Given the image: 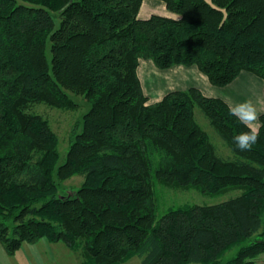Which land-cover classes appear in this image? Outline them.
Instances as JSON below:
<instances>
[{"label": "trees", "instance_id": "1", "mask_svg": "<svg viewBox=\"0 0 264 264\" xmlns=\"http://www.w3.org/2000/svg\"><path fill=\"white\" fill-rule=\"evenodd\" d=\"M142 1L0 0V246L11 256L61 242L81 264H264V112L257 143L240 151L233 137L248 129L227 101L191 87L151 102L138 74L150 61L194 67L218 89L241 74L264 82V0H160L170 16L140 19ZM74 97L89 108L60 163L32 108L73 111ZM75 176L80 186L58 196ZM157 183L241 193L158 218Z\"/></svg>", "mask_w": 264, "mask_h": 264}, {"label": "rangeland", "instance_id": "2", "mask_svg": "<svg viewBox=\"0 0 264 264\" xmlns=\"http://www.w3.org/2000/svg\"><path fill=\"white\" fill-rule=\"evenodd\" d=\"M148 0L141 4L140 11L138 12V18H147L149 14L152 13H160L169 16L171 13L166 10V8L160 4H163L160 0H154L156 2L147 4ZM143 65V74H141V83L142 87L150 98L151 102H154L161 98L164 94L172 90L170 86H165L164 81L167 78L172 76V72L174 70H158L153 64L150 62L144 63ZM151 66V68H150ZM154 72V73H153ZM191 79H195V85H187L184 88L177 84L180 89L176 90H187L191 87H196L202 91V93L206 96H215L218 94L217 92L222 91V89L212 88L211 85L208 84L206 78L196 69L192 68V72H186ZM242 75V74H241ZM241 75L236 79V81L229 86L226 91L231 95L232 100L229 105L233 107L237 103H242L244 101H252L254 107L256 108L258 116L264 112V99H263V90H264V82L257 79L256 77L249 75V80L239 79ZM204 81V82H202ZM197 84V85H196ZM218 90V91H217ZM234 90L233 92H231ZM213 93V94H211ZM224 100L227 101L228 98L223 96ZM74 100L79 104L78 109L73 111H60L55 109H50L45 106H34L32 108V112L41 115L45 118L49 124L54 134L58 139V152L60 154V163L64 161L66 152L69 147L70 136L73 130V126L75 123L81 118L82 114H84L87 109V103L80 98L74 97ZM196 120L199 125L205 130L211 139L216 143L218 142L220 145L222 142L217 137L215 132L210 128L207 123V120L203 117L199 110L195 112ZM259 126V121L257 122ZM216 145V144H215ZM227 151V150H226ZM83 179L81 176H75L71 179L65 181L63 184L59 185L58 196H63L69 194V192H73L76 190ZM241 193L238 189H229L228 191L218 194V195H204L197 191L196 189H184L179 187H169L157 183L155 187V201H156V215L159 218L164 212H166L170 208L179 207L185 204H197V205H214L229 199L235 198L239 196ZM42 241L47 242L46 240H39L37 245L38 254L41 255V259H43L42 264H81L84 261V254L82 251L77 250L76 252L71 251L65 244L63 243H48L47 245L40 244ZM36 244V243H35ZM237 249L229 252L223 261L232 258L236 253ZM142 257H134L130 261L124 264H141ZM33 264L31 259V252L26 250V246L20 247L17 251L14 252L13 258H11L10 263L12 264ZM35 262V261H34Z\"/></svg>", "mask_w": 264, "mask_h": 264}, {"label": "crops", "instance_id": "3", "mask_svg": "<svg viewBox=\"0 0 264 264\" xmlns=\"http://www.w3.org/2000/svg\"><path fill=\"white\" fill-rule=\"evenodd\" d=\"M142 2L144 3L145 0H143ZM147 2H148L147 4H151V3H154L156 1H154V0H148ZM160 5L164 6V3L163 4H160ZM151 15L167 16V15L160 14V13H152V14H149V16L147 18H149ZM147 18H144V19H147ZM140 19H142V18H140ZM148 62L150 63V61H146V63H148ZM143 65H145V64L142 63L141 66L139 67V70H138L139 77H141V74H143V70H142ZM150 68H151V66H150ZM192 68L193 67H191V68L174 67V68L169 69L168 71L174 70L172 72L173 74H172V76H170V78L168 77L167 80L164 81V83H163L164 85L161 87V89L163 87H165V86H170L171 89L169 88V89H165V90H168V91L169 90H172L173 91V90H176V89H180L177 86V84H180V86L182 88H184L187 85L194 84L195 83L194 82L195 79H191V77L188 76L187 73H186V72H192ZM239 79L249 80L250 81V78H249V75L248 74H242ZM202 82H204V81H202ZM212 88H215V87H212ZM228 88H230V87L224 88V89H222V91L217 92L218 94H216L215 96H210V97L224 99L223 96H226L228 98L227 102L228 103H231L230 100H232V97L228 93V91H226ZM215 89H218V88H215ZM233 91L234 90H232L231 92H233ZM211 94H213V93H211ZM40 244L49 246L48 243L45 242V241H42ZM22 246H26V250L28 252H31V259H32V263L33 264H42L43 263V259H41V255H39L38 254V251H37V248L39 247L37 245V243L36 244H23ZM11 258H13V255H11V256L6 255V253L4 252V250L2 249V247L0 246V264H11L10 263ZM12 264H13V262H12Z\"/></svg>", "mask_w": 264, "mask_h": 264}, {"label": "clouds", "instance_id": "4", "mask_svg": "<svg viewBox=\"0 0 264 264\" xmlns=\"http://www.w3.org/2000/svg\"><path fill=\"white\" fill-rule=\"evenodd\" d=\"M229 114L237 118V120L244 125L248 131L240 132L233 137V143L240 151H250L252 146L257 143L259 139L258 120L256 108L252 101H244L235 104Z\"/></svg>", "mask_w": 264, "mask_h": 264}]
</instances>
